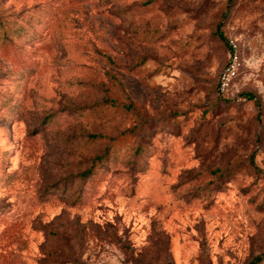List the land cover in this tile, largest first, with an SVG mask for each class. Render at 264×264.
I'll return each instance as SVG.
<instances>
[{
  "label": "rangeland",
  "instance_id": "374dc122",
  "mask_svg": "<svg viewBox=\"0 0 264 264\" xmlns=\"http://www.w3.org/2000/svg\"><path fill=\"white\" fill-rule=\"evenodd\" d=\"M263 253L264 0H0V264Z\"/></svg>",
  "mask_w": 264,
  "mask_h": 264
},
{
  "label": "built area",
  "instance_id": "2783aa9c",
  "mask_svg": "<svg viewBox=\"0 0 264 264\" xmlns=\"http://www.w3.org/2000/svg\"><path fill=\"white\" fill-rule=\"evenodd\" d=\"M232 47L234 45L232 44ZM235 75V57L231 59V63L224 69L219 77V91L225 92L229 87L231 79Z\"/></svg>",
  "mask_w": 264,
  "mask_h": 264
},
{
  "label": "trees",
  "instance_id": "16d2710c",
  "mask_svg": "<svg viewBox=\"0 0 264 264\" xmlns=\"http://www.w3.org/2000/svg\"><path fill=\"white\" fill-rule=\"evenodd\" d=\"M217 35L219 36V38L221 40H224V37H223L222 33L220 32V29H217ZM98 160L100 161V158ZM79 177L83 178L84 180L87 181V180H93L94 178H96V175L91 169H89L87 171L82 172L79 175ZM74 202H75V200H74ZM263 255H264V253H263ZM263 255H258L256 257H254L252 259V261L249 262V264H261V262L263 260V257H262Z\"/></svg>",
  "mask_w": 264,
  "mask_h": 264
}]
</instances>
